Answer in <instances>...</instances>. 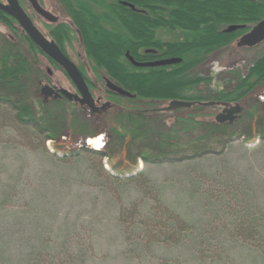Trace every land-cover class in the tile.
I'll list each match as a JSON object with an SVG mask.
<instances>
[{
    "label": "rangeland",
    "instance_id": "obj_1",
    "mask_svg": "<svg viewBox=\"0 0 264 264\" xmlns=\"http://www.w3.org/2000/svg\"><path fill=\"white\" fill-rule=\"evenodd\" d=\"M43 1L75 30L61 0ZM29 12L46 35L58 28ZM20 32L0 24L13 42L22 41ZM71 42L65 52L94 92L106 95V70L87 56L77 33ZM20 44L34 64L35 117L51 140L19 127L0 105L1 264H264V85L242 100L232 125L215 121L222 105L170 110L169 100L143 97L108 96L116 105L91 115L62 97L46 101L41 88L49 78L76 88L61 67ZM261 47L234 42L203 71L247 63ZM202 145L220 152L191 159ZM161 151L186 159L145 162Z\"/></svg>",
    "mask_w": 264,
    "mask_h": 264
},
{
    "label": "trees",
    "instance_id": "obj_2",
    "mask_svg": "<svg viewBox=\"0 0 264 264\" xmlns=\"http://www.w3.org/2000/svg\"><path fill=\"white\" fill-rule=\"evenodd\" d=\"M61 1L69 11L75 30L70 24L61 23L51 32V38L65 51L77 33L87 56L104 68L113 82L137 97L232 103L241 102L264 85V42L257 56L247 63L228 68L210 62L213 65L207 73L202 68L220 49L237 42L264 19V0ZM0 24L14 33L20 30L21 42L28 45L30 51L45 55L55 64L21 30L16 20L1 9ZM231 25L244 27L227 32ZM165 29L180 31L182 38L164 40L159 31ZM21 42H13L0 33V105L11 111L19 127L36 129L46 142L51 138L35 117L29 97L34 64L29 55H25ZM127 52L140 62L172 57L182 61L141 68L128 60ZM10 92L15 95L11 97ZM134 117L135 114L129 113V119L136 122ZM91 152L100 159L105 157L96 150ZM170 152L161 151L144 160L160 165L186 159ZM215 152L220 151L211 145H202L193 149L191 159ZM259 231L264 239V227ZM1 261L4 260L0 256V264Z\"/></svg>",
    "mask_w": 264,
    "mask_h": 264
},
{
    "label": "water",
    "instance_id": "obj_3",
    "mask_svg": "<svg viewBox=\"0 0 264 264\" xmlns=\"http://www.w3.org/2000/svg\"><path fill=\"white\" fill-rule=\"evenodd\" d=\"M35 12H38L46 21L57 23L59 17L55 16L51 11H48L42 7L38 0H28ZM134 7L133 5L131 8ZM0 9L11 15L16 19L17 23L20 24L21 28L26 34L29 35L34 44L40 47V49L50 56L57 64L61 65L65 70L66 74L69 75L70 79L76 85L78 93H71L65 88L59 90V94L65 96L69 101H75L79 103L89 114H94L97 112H104L110 104L104 103V106L99 108L96 103L94 96L91 95L88 84L86 83L85 77L82 72L79 70L76 63H74L71 58H69L65 53H63L60 46L55 43L54 40H50L46 37L44 33L33 23L28 12L24 10L19 0H5V2L0 1ZM244 27L242 25H231L226 31L231 32L238 30L239 28ZM264 41V20H261L259 24L254 26L249 33L244 34L237 43V46L241 47H253L260 44ZM127 58L132 62L133 65L138 67H156V66H166L177 64L182 61L181 58H166L155 60V62H139L136 61L128 52ZM106 83L108 88L112 92L119 93L122 96H127L130 98H135L136 95L130 93L126 89L124 90L117 83H113L109 78H106ZM42 94L46 99L51 98L56 92L55 88L49 85H44ZM193 101H184V100H172L170 101L169 109H178L179 107H189L193 105ZM219 103L211 102L205 103V105L211 106ZM225 108L221 113L216 116V121L220 124L229 122L233 124L238 118L239 114L242 112L241 106L239 103L229 106L225 103Z\"/></svg>",
    "mask_w": 264,
    "mask_h": 264
},
{
    "label": "flooded vegetation",
    "instance_id": "obj_4",
    "mask_svg": "<svg viewBox=\"0 0 264 264\" xmlns=\"http://www.w3.org/2000/svg\"><path fill=\"white\" fill-rule=\"evenodd\" d=\"M38 1L40 2V4L42 5V7H43L44 9L49 10V11H51L54 15H56L55 12H53L50 8H48V7H46V6L44 5L45 2H44L43 0H38ZM19 2H21V4L26 8V11H27L29 14H30L29 11H33V12H34V10L32 9V7H31V5H30V3L27 2V0H19ZM34 13H37V12H34ZM37 15H38L40 18H42V19L44 20V22L48 23V25L55 24V23H53V22H49L48 20L45 21V19H44L40 14L37 13ZM30 16H31V15H30ZM56 16H57V15H56ZM57 17H59V15H58ZM31 18H32V16H31ZM59 18H60V17H59ZM58 21H59V20H58ZM60 23H63V22H58L57 24H60ZM56 26H57V25H56ZM53 31H54L53 28L49 30L50 33L53 32ZM49 35H50V34H48L47 36H49ZM49 37L51 38V36H49ZM62 51H63V49H62ZM63 52H64L69 58H71V60L74 61V63H76L75 60H73V58H72L71 56H69L68 53H66L65 51H63ZM48 61L50 62V60H48ZM52 64H53V63H52ZM55 64H56V63H55ZM76 64L78 65V67H79L80 71L82 72V74H84L85 79H86V82H87V84H88V86H89V88H90V90H91V94H93V96H94V98H95L96 104L101 108L102 106H104V103L108 102V103L110 104V106L107 108V110L110 109V108H112V107H114L116 104H113L112 101H111V99L109 100L107 97H108V96H111V97L119 96L118 93L112 92L110 89L108 90V88H107L106 92H104L106 95H103V94H101V93H100V94L95 93V92H94V90H95V89H94L95 84H92V82H91V80L89 79L88 75L85 74V72H84L82 66H80L79 63H76ZM57 65H58V64H57ZM57 65H56V66H57ZM47 73H48V75H51V76H53V74H54V72L52 71V69H51L50 67L48 68ZM105 78H106V77H105ZM105 78H104V80H105ZM71 82H72V81H71ZM105 83H106V81H105ZM45 84H47V85L52 86V87L55 88V90H56L57 93H55L53 96H54L56 99H59V98H61V97L63 98V96L60 97L59 94H58L59 89L63 88L62 85H59V84H57V83L52 82V81L50 80V78H49V81L45 82L43 85H45ZM43 85H42V86H43ZM72 85L76 88V86L73 84V82H72ZM106 86H107V83H106ZM64 99H65V98H64ZM75 105H77L78 107H81V106H79L77 103H75ZM222 107L224 108V106H222ZM223 108H222V109H223ZM107 110H106V111H107Z\"/></svg>",
    "mask_w": 264,
    "mask_h": 264
}]
</instances>
